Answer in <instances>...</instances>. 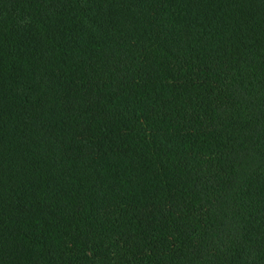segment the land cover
Listing matches in <instances>:
<instances>
[{
	"label": "trees",
	"instance_id": "16d2710c",
	"mask_svg": "<svg viewBox=\"0 0 264 264\" xmlns=\"http://www.w3.org/2000/svg\"><path fill=\"white\" fill-rule=\"evenodd\" d=\"M0 264H264V0H0Z\"/></svg>",
	"mask_w": 264,
	"mask_h": 264
}]
</instances>
